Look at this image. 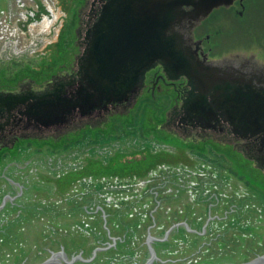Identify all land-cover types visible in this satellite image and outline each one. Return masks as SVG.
Wrapping results in <instances>:
<instances>
[{
	"label": "rangeland",
	"instance_id": "obj_1",
	"mask_svg": "<svg viewBox=\"0 0 264 264\" xmlns=\"http://www.w3.org/2000/svg\"><path fill=\"white\" fill-rule=\"evenodd\" d=\"M90 1L82 6L83 0H1L0 72L8 76L32 67L29 74L36 76L43 64L37 77L44 78L51 73L48 66L58 67L51 60L57 53L75 66L73 39L83 25L78 15ZM245 6L229 10L228 18L217 12L210 17L215 22L204 34H211L207 45L216 46L212 57L254 52L264 61V0H245ZM157 132L166 137L157 128L146 134ZM215 141L218 150L201 142L175 154L176 162L143 187L121 192L109 183L82 182L64 198L52 196L57 172L50 166L61 163L54 140L26 145L32 155L25 163L23 148L13 151L11 160L22 162L6 173L18 176L22 186L7 185L10 196L0 205V264H38L62 252L71 264H228L264 254V173L258 163L238 152L232 157L228 146Z\"/></svg>",
	"mask_w": 264,
	"mask_h": 264
},
{
	"label": "flooded vegetation",
	"instance_id": "obj_2",
	"mask_svg": "<svg viewBox=\"0 0 264 264\" xmlns=\"http://www.w3.org/2000/svg\"><path fill=\"white\" fill-rule=\"evenodd\" d=\"M87 1L83 0L82 6ZM153 1L164 2L165 7H151ZM166 4L167 0H91L90 8H80L78 15L83 25L75 29L78 40L73 39L74 48L78 47L75 66L65 54L57 53L51 60L54 64L58 60V67L64 68L51 70L48 66L51 73L44 78L37 77L45 70L43 64L36 76L29 74L32 67L8 76L0 72V166H3L0 205L5 206L10 196L7 185L22 186L16 180L18 176L14 174L13 178L6 173L12 163L19 166L22 162L18 158L11 160L10 155L23 148L24 159L32 155L26 145L42 139L54 140V147H59L54 149V156L61 163L50 166L57 172L52 181L53 198L69 196V191L76 186L78 189L82 182L109 183L112 189L121 192L143 187L155 180L157 171L171 166L175 154L189 153L188 149L201 142L218 150L219 143L216 145L214 140L228 146L232 157L238 152L258 163L257 167L264 173V124L262 121L255 124V120L252 123L249 111H238L241 103L235 100V97L246 100L264 97V61L254 52L245 58L230 52L228 56L214 58L211 55L216 46H208L206 40L210 42L211 34H204L215 22L214 18L210 20L215 12L216 15L228 13V18L233 16L238 4L246 9L245 0L220 4L206 14L184 4L172 19ZM115 6L121 16L127 17L118 37L132 45L127 46L129 51H172L171 37L175 35L181 51L194 53L214 71L205 77H190L170 71L160 60H155L145 71L142 82L116 96L122 98L87 103L88 97H99L90 83L89 55L98 27ZM239 11L242 15L243 11ZM43 104L53 107L42 108ZM124 115L128 118L123 119ZM133 122L146 125L128 129L125 124L131 126ZM154 128L165 130L166 137H160L158 132L157 137L146 134ZM81 139L82 145L76 142ZM60 148H67L66 153ZM106 154V159H101Z\"/></svg>",
	"mask_w": 264,
	"mask_h": 264
},
{
	"label": "water",
	"instance_id": "obj_3",
	"mask_svg": "<svg viewBox=\"0 0 264 264\" xmlns=\"http://www.w3.org/2000/svg\"><path fill=\"white\" fill-rule=\"evenodd\" d=\"M233 0H167L166 6L168 13L178 15L180 6L187 4L193 5L200 13L206 14L215 6L226 3L230 4ZM151 7H165L164 2L153 1ZM116 8V6L114 7ZM170 8V12H169ZM144 12H142L143 14ZM121 11L117 8L105 16L101 25L98 27V35L95 38V44L89 55V64L91 67L90 83L96 90L99 97H88L86 102L106 103L114 101L127 93L133 85L142 82L143 75L150 64L155 60H160L170 71L187 74L190 77H205L208 72L214 71V68L202 63L197 55L192 52L181 51L180 44L176 43L175 35L171 37L172 51L147 52V51H129L127 46H132L125 40L118 37L122 31V23L126 22L127 17L121 16ZM156 14V12H154ZM145 48H147L145 46ZM161 48H164L163 44ZM159 49V48H158ZM197 58V59H196ZM194 71L196 74H194ZM199 72V74H198ZM194 75V76H193ZM95 98V99H94ZM229 98V97H228ZM236 102L241 103L238 111L248 110L249 115L257 122L262 121L264 124V97H235ZM45 107L52 108V105L43 104ZM42 105V106H43ZM245 114V113H244ZM247 116V114H245ZM250 118V117H249ZM259 125V124H258ZM152 249V248H151ZM67 255L65 252L53 254L43 262L38 264H67ZM154 257V256H153ZM147 264V263H144ZM149 264V263H148ZM228 264H264V254L258 255L248 261Z\"/></svg>",
	"mask_w": 264,
	"mask_h": 264
},
{
	"label": "bare ground",
	"instance_id": "obj_4",
	"mask_svg": "<svg viewBox=\"0 0 264 264\" xmlns=\"http://www.w3.org/2000/svg\"><path fill=\"white\" fill-rule=\"evenodd\" d=\"M197 59V58H196ZM194 74H196L195 73V71H194ZM198 74H199V72H198ZM194 76V75H193ZM73 259H75V257L73 258ZM66 261L68 260V262H69V264H71L72 263V259H69V256L67 255V257H66V259H65Z\"/></svg>",
	"mask_w": 264,
	"mask_h": 264
},
{
	"label": "trees",
	"instance_id": "obj_5",
	"mask_svg": "<svg viewBox=\"0 0 264 264\" xmlns=\"http://www.w3.org/2000/svg\"><path fill=\"white\" fill-rule=\"evenodd\" d=\"M64 147H66V146H64ZM27 157H28V156H27ZM27 157H26V158H27ZM250 258H251V257H250ZM250 258H248V257H245V259H246V260H249Z\"/></svg>",
	"mask_w": 264,
	"mask_h": 264
}]
</instances>
